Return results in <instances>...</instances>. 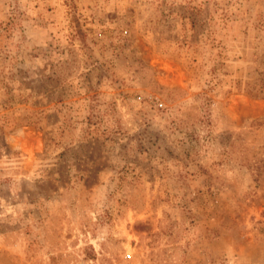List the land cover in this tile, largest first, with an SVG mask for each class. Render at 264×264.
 Returning <instances> with one entry per match:
<instances>
[{
  "label": "rangeland",
  "instance_id": "374dc122",
  "mask_svg": "<svg viewBox=\"0 0 264 264\" xmlns=\"http://www.w3.org/2000/svg\"><path fill=\"white\" fill-rule=\"evenodd\" d=\"M258 77L264 0H0V264H264Z\"/></svg>",
  "mask_w": 264,
  "mask_h": 264
},
{
  "label": "trees",
  "instance_id": "16d2710c",
  "mask_svg": "<svg viewBox=\"0 0 264 264\" xmlns=\"http://www.w3.org/2000/svg\"><path fill=\"white\" fill-rule=\"evenodd\" d=\"M206 21H207L206 17H204V19L202 20L201 23L195 22V20H193L192 24H193L194 28L196 30H198L199 28H197V27H201L202 25H204L206 23ZM257 80L258 81H256V84H254V86H247L246 90L248 91V93L252 94L253 96L264 95V78L258 77ZM247 85H249V84H247Z\"/></svg>",
  "mask_w": 264,
  "mask_h": 264
}]
</instances>
